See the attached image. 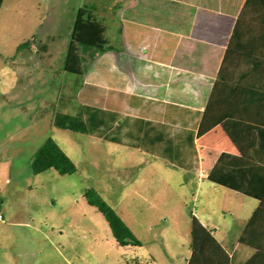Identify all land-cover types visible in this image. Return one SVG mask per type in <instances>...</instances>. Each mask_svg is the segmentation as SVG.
Wrapping results in <instances>:
<instances>
[{
  "label": "rangeland",
  "instance_id": "obj_1",
  "mask_svg": "<svg viewBox=\"0 0 264 264\" xmlns=\"http://www.w3.org/2000/svg\"><path fill=\"white\" fill-rule=\"evenodd\" d=\"M114 2H3L0 264H133L137 257L141 264H186L194 216L212 215L231 225L232 214H252L259 204L207 180L201 187L195 168H175L139 148L53 125L60 103L66 108L70 104L67 113L82 108L79 92L96 63L86 56L83 76L65 71L77 11L90 3ZM49 138L74 162L75 174L61 175L55 169L32 172L34 154ZM92 188L142 246L116 242L105 217L85 198Z\"/></svg>",
  "mask_w": 264,
  "mask_h": 264
},
{
  "label": "crops",
  "instance_id": "obj_2",
  "mask_svg": "<svg viewBox=\"0 0 264 264\" xmlns=\"http://www.w3.org/2000/svg\"><path fill=\"white\" fill-rule=\"evenodd\" d=\"M115 2L90 3L107 25L109 46L93 56L95 66L79 92L81 105L113 111L122 117L117 124L133 117L164 125L172 135L194 133L197 155L190 163L200 171L201 187L205 180L219 185L208 176L228 155L219 171L262 194L264 35H233L246 0ZM208 107L210 123L219 125L198 137ZM257 201L252 214H232L231 225L212 215L194 216L225 251L210 261L264 264V209ZM191 256L192 250L186 264ZM133 264H141L140 258Z\"/></svg>",
  "mask_w": 264,
  "mask_h": 264
},
{
  "label": "trees",
  "instance_id": "obj_3",
  "mask_svg": "<svg viewBox=\"0 0 264 264\" xmlns=\"http://www.w3.org/2000/svg\"><path fill=\"white\" fill-rule=\"evenodd\" d=\"M3 2L4 0H0V10ZM96 12L97 7L93 4L83 5L77 11L65 64L67 73L85 75L86 56L93 57L96 53H102L108 49L107 25L104 20L97 18ZM244 20H250V22L245 23ZM247 34L264 35V0H246L233 35L236 37ZM64 106L60 103L53 117V125L57 128L97 136L105 141L131 148H139L163 158L174 167L193 169L190 160L197 155L194 133L186 137L172 135L164 125L133 117H127L117 124L122 118L120 115L93 105H83L76 114L67 113ZM209 110L210 107L207 108L199 126L198 137L219 125V122L210 123ZM222 157L225 158L228 155L220 157L208 179L227 189L259 200L261 208L264 209V188L261 194L257 188L253 189L248 184L239 185L232 176L221 173L219 166L221 162L223 163ZM259 165H261L259 168L264 169V164ZM50 169H55L61 175H72L77 172L74 162L52 138L45 141L32 160V172L35 175ZM85 198L90 206L95 207L105 217L114 239L120 246H142L141 241L135 237L120 215L95 189L87 190ZM191 237L192 256L189 264H216L209 258L225 255L217 239L195 217L192 221Z\"/></svg>",
  "mask_w": 264,
  "mask_h": 264
},
{
  "label": "built area",
  "instance_id": "obj_4",
  "mask_svg": "<svg viewBox=\"0 0 264 264\" xmlns=\"http://www.w3.org/2000/svg\"><path fill=\"white\" fill-rule=\"evenodd\" d=\"M0 218H1V216H0Z\"/></svg>",
  "mask_w": 264,
  "mask_h": 264
}]
</instances>
